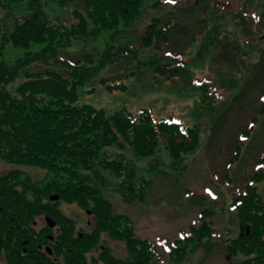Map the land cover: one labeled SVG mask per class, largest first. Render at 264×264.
<instances>
[{
  "label": "trees",
  "instance_id": "obj_1",
  "mask_svg": "<svg viewBox=\"0 0 264 264\" xmlns=\"http://www.w3.org/2000/svg\"><path fill=\"white\" fill-rule=\"evenodd\" d=\"M3 1L6 2L4 7L11 10L13 4L20 5L26 0ZM27 1L29 15L8 17L13 27L0 20V160L46 170L53 175L54 181L41 187L27 176L24 181L30 183L31 195L21 194L15 201L16 206L5 200L9 202L4 204L6 209L21 211V217L12 215L8 224L31 221L45 214L57 219L59 224L63 222L66 233L72 237L71 251L62 250L67 258L66 264H165L164 260L170 264H184L200 248L209 251L224 248L232 264H264V197L258 187L264 183V158L258 161L260 168L252 176L251 184L239 192L231 204L242 229L238 236L224 240L211 219L215 214L214 208L208 207L195 219L191 228L169 246V257H164L152 239L138 236L134 223L114 211L113 202L106 198L104 192L108 186L105 174L110 173L124 179L118 189L122 200L128 203L136 199L145 200L150 180L141 177L133 162L123 153L114 156L104 150L129 148L137 159L154 157L165 150L173 161V169L181 166L179 170L184 171L187 169L186 157L200 147L201 137L206 131L204 124L187 126L177 117L158 119L154 111L147 108L136 114L123 107L107 114L89 105H74L84 86L92 85L96 75L121 60L136 61L138 73L149 69L157 77L167 80L184 79L186 76L191 79L188 64L180 62L175 55L167 62L164 55L148 63L138 62L142 52L152 48L162 54L165 45H172L173 35L188 37L190 27L177 19L157 18L144 29L138 46L130 42L121 45L119 42L105 48L96 65L92 55L71 63L61 58L60 50L71 48L74 41L98 39L105 32L122 34L129 28L136 30L146 11L149 8L160 9L165 0H83L81 8L74 9L72 13L74 23L70 27L51 22L42 0ZM56 1L64 7L74 0ZM206 4L208 0H198L190 12L198 9L195 12L198 14L203 6L205 10ZM237 18L243 21L241 15ZM255 21L264 26V12ZM221 28L215 25L217 35L213 38L207 36L202 50L217 45ZM221 44L219 58L229 65L237 63L241 50L239 44L231 39ZM8 45L27 50L25 57L11 64L5 61L4 52ZM37 46L42 47L37 52L31 51ZM50 59L64 67L66 72L41 68ZM259 59L255 65L264 73V51ZM137 72L131 70L125 76L129 78ZM21 74L28 81L13 95L7 85ZM244 82L238 96L210 77L193 80L200 95V106L209 116L221 110L228 99L231 102L242 99L249 87V80ZM101 83L109 90L127 89L123 84H109L106 80ZM260 114L264 115V109ZM253 122L257 124L258 118ZM251 130L244 131L243 137L252 135ZM235 150L231 164L242 156L241 146ZM162 162L157 158L156 168H160ZM8 177L0 178V183L5 185ZM55 194L60 195V200L53 203L49 197ZM60 202L76 204L84 211L94 213V229L84 231L71 216L63 214ZM110 239L125 245L126 259L117 257L106 246ZM102 243L105 245L101 246ZM97 252L100 254L96 255ZM239 256L244 259L237 262Z\"/></svg>",
  "mask_w": 264,
  "mask_h": 264
},
{
  "label": "rangeland",
  "instance_id": "obj_2",
  "mask_svg": "<svg viewBox=\"0 0 264 264\" xmlns=\"http://www.w3.org/2000/svg\"><path fill=\"white\" fill-rule=\"evenodd\" d=\"M197 1L175 0L171 3L165 0V5L160 9L149 8L146 11L136 30L123 29L122 34L105 32L98 39L74 41L71 48L60 50L63 60L72 63L92 55L95 56L96 65L100 53L109 45L119 42L125 45L130 42L138 46L144 29L154 19H177L181 24L190 27L188 37L173 35L172 45H165L162 54L152 48L142 52L138 62L148 63L162 55L167 62L175 55L180 62L188 64L191 79L186 76L184 79L176 77L174 80H167L157 77L149 69L138 73L136 61L121 60L108 65L96 75L92 85L84 86L74 104L89 105L107 114H113L123 107L136 114L147 108L152 109L158 119L177 117L187 126L204 124L206 131L201 137L200 147L186 157L187 169L184 171L179 170L181 166L177 170L173 169V161L165 150L154 157L144 159H137L129 148L119 151L116 147H110L104 150L108 155L114 156L123 153L133 162L139 175L150 180L151 186L145 200L136 199L132 203L122 200L118 189L124 179L110 173L105 174L108 186L104 192L106 198L113 202L114 211L127 216L134 223L138 236L152 239L164 257L168 256L169 246L179 240L182 233L188 231L195 219L208 207L214 208L215 214L211 219L224 240L238 236L242 229L231 204L237 194L251 184L252 176L260 168L258 161L264 158V115L260 114L264 109V73L255 65L264 51V26L255 21L264 12V0H208L205 10L203 6L196 14L198 9L191 12L190 10L195 7ZM82 2L83 0H74L70 5L62 7L56 0H42L51 22L68 27L74 23V9L81 8ZM5 4L6 2L0 0V20H5L11 27L14 24L12 20H8L9 16L25 17L30 14L27 0L20 5L13 4L11 10L5 8ZM240 15L245 22L237 18ZM215 25L222 26L221 34L217 37L219 42L202 50L207 36L213 38L217 35L214 31ZM230 39L237 42L241 50L238 62L229 65L219 58V54L222 51L221 43ZM41 47L37 46L31 51L37 52ZM26 53L27 50L8 45L4 60L11 64L24 58ZM41 68L66 72L54 59H50ZM131 70L137 74L128 78L125 75ZM197 77L217 80L221 87L224 85L227 90L233 91L231 94L238 96L241 95L240 88L243 87L244 80H249V87L245 89L242 99L236 102L228 99L222 104L221 110L209 116L201 108L200 95L193 84ZM102 80L109 84H123L127 89L109 90L101 83ZM27 81L26 76L21 74L7 85V89L16 95L17 89ZM255 118H258L257 124L253 122ZM251 128L252 135H246L242 139L244 131ZM238 145L242 148V156L235 164H231L230 160L234 157ZM157 158L163 161L160 168H156ZM0 166L27 170L31 180L38 182L41 187L54 181L52 174L33 166L7 164L3 160H0ZM2 171L4 175L7 170ZM258 185L264 197V183ZM60 203L59 208L64 214L71 216L81 228L86 226L88 215L85 212L89 211H84L76 204ZM106 246H109L117 257H128L125 245L118 240L110 239ZM243 259L244 257L239 256L237 262ZM164 263L170 264L167 260H164ZM184 264L232 263L224 248L215 251L200 248L195 250Z\"/></svg>",
  "mask_w": 264,
  "mask_h": 264
},
{
  "label": "flooded vegetation",
  "instance_id": "obj_3",
  "mask_svg": "<svg viewBox=\"0 0 264 264\" xmlns=\"http://www.w3.org/2000/svg\"><path fill=\"white\" fill-rule=\"evenodd\" d=\"M2 170H7L4 175ZM26 172L27 170L23 168L0 166V178L9 176L4 181L5 185L0 183V264H66L67 258L64 257L62 250L71 251L72 237L66 233L67 228L63 222L59 224L57 219L45 214L31 221L8 224L12 215L21 217V211L6 209L4 204L11 201L12 205L16 206L15 201L21 194L31 195L29 189L31 185L24 181L28 176ZM46 191L44 190L45 193ZM55 195L49 197L50 201ZM49 208L54 209V206L49 205ZM85 213L88 218L85 220L86 226L82 228L91 232L95 227V215L91 211ZM47 217L55 221L54 227L49 225Z\"/></svg>",
  "mask_w": 264,
  "mask_h": 264
},
{
  "label": "water",
  "instance_id": "obj_4",
  "mask_svg": "<svg viewBox=\"0 0 264 264\" xmlns=\"http://www.w3.org/2000/svg\"><path fill=\"white\" fill-rule=\"evenodd\" d=\"M59 199H60V196L55 195L54 197L51 198V201L55 202V201H58ZM46 220L51 227H54L56 225L55 221L52 218L47 217ZM80 236H82V234Z\"/></svg>",
  "mask_w": 264,
  "mask_h": 264
},
{
  "label": "snow or ice",
  "instance_id": "obj_5",
  "mask_svg": "<svg viewBox=\"0 0 264 264\" xmlns=\"http://www.w3.org/2000/svg\"><path fill=\"white\" fill-rule=\"evenodd\" d=\"M169 2H171V3H174V2H175V0H169ZM242 139H244V137H242Z\"/></svg>",
  "mask_w": 264,
  "mask_h": 264
}]
</instances>
